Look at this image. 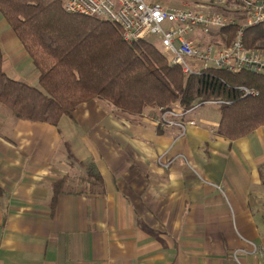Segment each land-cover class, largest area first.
<instances>
[{
  "label": "crops",
  "instance_id": "1",
  "mask_svg": "<svg viewBox=\"0 0 264 264\" xmlns=\"http://www.w3.org/2000/svg\"><path fill=\"white\" fill-rule=\"evenodd\" d=\"M0 42L4 71L38 86L1 21ZM1 107L0 264H264V127L232 141L203 106L169 116L185 131L98 99L57 126Z\"/></svg>",
  "mask_w": 264,
  "mask_h": 264
},
{
  "label": "trees",
  "instance_id": "2",
  "mask_svg": "<svg viewBox=\"0 0 264 264\" xmlns=\"http://www.w3.org/2000/svg\"><path fill=\"white\" fill-rule=\"evenodd\" d=\"M0 15L39 74L38 86L11 78L0 42V105L18 119L57 126L63 116L96 99L130 116L176 105L188 111L218 101L220 136L238 140L264 127L262 74L207 69L186 75L150 41L127 42L119 24L68 14L61 0H0ZM238 27L222 31L228 42ZM245 41L249 48L264 49V24L248 27ZM66 180L54 183L52 206Z\"/></svg>",
  "mask_w": 264,
  "mask_h": 264
},
{
  "label": "built area",
  "instance_id": "3",
  "mask_svg": "<svg viewBox=\"0 0 264 264\" xmlns=\"http://www.w3.org/2000/svg\"><path fill=\"white\" fill-rule=\"evenodd\" d=\"M61 1L68 14L99 17L119 24L127 42L158 38L162 47L160 51L172 65L182 68L186 75L207 69L264 75V49L249 48L245 41L248 27L264 24V0H219L220 4H197L196 8L168 7L147 0ZM218 6L230 10L227 9V14L220 13L215 11ZM237 17L243 21L238 22ZM235 24L239 25L238 30L228 42L222 31ZM213 34H222V41L212 43L205 40ZM243 91L247 95L254 94L248 89ZM219 103L209 101L205 105ZM199 107L184 111L176 105L164 111L161 122L167 126H180L185 131L184 124L175 122L169 116H182ZM190 124L195 125L196 122Z\"/></svg>",
  "mask_w": 264,
  "mask_h": 264
},
{
  "label": "rangeland",
  "instance_id": "4",
  "mask_svg": "<svg viewBox=\"0 0 264 264\" xmlns=\"http://www.w3.org/2000/svg\"><path fill=\"white\" fill-rule=\"evenodd\" d=\"M151 1H157V2H159L165 6H168V7H182V8H186V7L187 8H196L197 4L214 5L215 3L213 4V1L220 4L219 0H147V2H151ZM230 7H232V6H230ZM225 9H226L225 6H218V7H216L215 11H218V12L220 11L223 13V12H226ZM227 9L230 10L229 8H227ZM207 10L210 12H214L213 9H211V10L207 9ZM0 21L5 23L6 26L11 30L8 23L5 21V19L2 18L1 15H0ZM221 36H222V34L221 35L220 34H218V35L213 34L209 37H206L205 40L210 41L212 43H218V42L222 41ZM149 41H150V43L155 45L158 49L162 48L158 38L153 37V38H150ZM201 109H202V111H205V112H211V113H215L217 115L220 114V109H219V106H217V105H206V106H203ZM1 110L6 112L7 114H9V112L6 109L3 108Z\"/></svg>",
  "mask_w": 264,
  "mask_h": 264
}]
</instances>
